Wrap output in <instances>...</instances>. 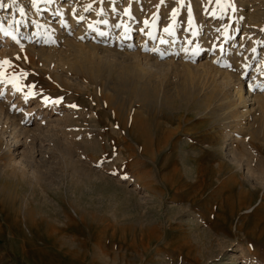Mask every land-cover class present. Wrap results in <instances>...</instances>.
<instances>
[{"label":"rangeland","instance_id":"374dc122","mask_svg":"<svg viewBox=\"0 0 264 264\" xmlns=\"http://www.w3.org/2000/svg\"><path fill=\"white\" fill-rule=\"evenodd\" d=\"M29 1L0 0V49L5 37L12 41L7 49L13 51L3 60L8 63H0V82L15 88L7 105L15 110L18 93H23L21 112L39 97L44 108L65 110L72 125L49 126L28 140L31 148L27 147L25 158L34 159V177L17 155L19 150L13 154L7 134L0 135V264H228L233 251L242 254L236 264H264V189L236 177L225 155L228 92L217 84L213 72L200 74L179 67L146 86L130 76H118L115 67L109 74L108 67L94 57L91 64L100 73L96 78L83 70H60L56 61L80 66L90 58L58 42L50 50L37 51L36 40L53 42L44 31V15L48 13L47 18L56 23L59 12L53 9L55 0L49 5L45 0H31L36 11L31 17L32 12L24 8ZM155 1L162 9L163 0ZM214 1L221 11L229 7L228 0ZM260 2L253 6L257 10L243 5L241 9L261 15L264 0ZM167 7L163 9L173 13ZM113 11L108 21L115 28L122 22L120 15L127 13ZM234 11L224 32L226 13L213 26L222 36L219 44L199 45L186 54L203 61L219 46L214 61L227 69L231 63L224 56L229 46L239 45L245 18ZM99 12L94 21L101 25ZM126 18L129 22L136 17L128 12ZM26 23L28 34L21 33ZM59 23L66 31L64 21ZM251 25L258 34L251 55L257 58L264 49V27L257 22ZM194 27L192 36H200L202 27ZM71 33L66 32L67 37ZM97 33L110 37L108 31L98 29ZM149 35L158 37L156 24ZM135 36L132 32L131 40ZM245 39L242 51L250 42ZM258 62L245 64L242 79H249L253 63ZM76 77L85 84L75 87ZM0 99H5L4 89ZM202 102L209 106L203 108ZM262 115L250 113L245 120L253 125L250 133L238 136L251 142L255 157L264 160ZM188 161L201 174L194 182L185 175ZM3 162H9L8 166L3 167ZM20 168L26 177H21ZM217 238L227 245L210 257Z\"/></svg>","mask_w":264,"mask_h":264},{"label":"bare ground","instance_id":"6f19581e","mask_svg":"<svg viewBox=\"0 0 264 264\" xmlns=\"http://www.w3.org/2000/svg\"><path fill=\"white\" fill-rule=\"evenodd\" d=\"M52 1L53 0H45V4L49 5ZM55 1L56 4L53 5V9L59 12L58 19L55 21L56 23L47 18L49 16L48 13L44 15L46 18L42 21L45 33L46 31L48 32V36L53 40V42L47 45L46 41L44 40H36L34 42V48L40 52L46 49L50 50L58 42V44L60 43L61 45L67 44L73 50L83 54L84 59L90 58L88 63L84 64V62H79L80 66L76 63L71 64L72 61L71 63L68 62V65H65L66 62L60 63L61 61H56V65L60 68V70H83L85 73L96 78L98 75H100V73L95 72V67H93L94 65L91 64V58L93 59L94 57L101 60L102 66L108 67L109 74H112V71H114L113 68L115 67L118 76H130L136 80L137 83L140 82V80L143 81L146 86H149L151 82H156V80H159L161 75L167 76V74L176 71L179 67L191 69L192 72L194 71L199 73L200 71V74H206L209 73V71L213 72L217 84H219L221 88H225V90L228 92V96H226L228 99L226 104L228 103V106L226 108L228 110L227 113H229L227 124L229 127L225 133L228 137V142L224 148L225 155L227 156L231 166L236 170V177H243L244 179L246 178L254 187L264 189V160H261L259 157H255L251 142L238 136L239 133L243 131L250 133L248 131L251 130L253 125L251 126V122L249 123L248 121H245L248 120L250 113H252V115L255 117L260 114L263 116L262 114H264V78L262 77L264 71V49H262L260 56H257V58L252 57L251 55L254 54L253 46L257 40L256 36L258 37L257 32L253 30V26L251 24H255V22H257V24L264 27V18H261V15H264V12H261L260 15L257 14L259 11H255L257 15H253L251 12H244L241 9V6L243 5L251 10L258 0H234L235 2H233V0H228L229 7L224 11H221L220 7L215 6L216 3H214V0H185L183 4L180 3L181 1L178 2V0H163L160 2L162 3V9L158 8L156 4L159 2H156L155 0H136V2L133 1V4L130 5L129 0ZM28 4L29 6L25 5L24 8H28V11L32 12L30 15L32 17L33 13L36 12L35 6L31 0ZM90 6H92L93 9L89 12L87 9ZM166 6H168L167 9H172V14L167 13L164 10ZM214 6L218 9L215 10ZM258 6L262 8L260 4ZM113 7L126 12L127 14L128 12H132L136 18H131V20H128L129 22H127V14H125L124 17L120 15L119 18L122 20V25H120V23L118 27L116 26L114 28V24H109L108 21L112 12L114 13ZM233 9H235L234 12L236 14L242 13L245 18L243 19V29L241 30L240 40L238 41L239 45L235 48H231V46H229L228 53L224 56V60L231 63L227 69H222L221 64L217 65V63L214 61V56L218 52L219 46L216 47L217 51L213 52L211 57L206 56L203 61L195 60V55L186 54V52H189L188 49H195L199 45L209 47L213 44H219L220 38H222V36L216 34V32L213 30V26L218 25L217 23H219V17H221L220 14L222 12L226 13V21L228 22L222 26L221 30V32H224L227 26L229 27V19L233 15ZM98 10L101 11V13L99 12V21L101 25L94 21V19L97 17ZM260 18L262 21L259 20ZM29 19L32 20V18ZM133 19L135 21H133ZM31 20L29 21L31 32L32 30L36 31ZM61 20L64 21L66 25L64 27L66 31L61 30L58 25ZM236 22L237 21H235L233 27L236 26ZM153 24H156L158 31V37L155 39L150 35L148 37L146 36V33H150L151 26ZM195 25H198L199 28L202 27L201 29L203 30V33L198 37L192 36V31L194 30ZM27 26L28 23L25 24L24 28H22L21 33L28 34V32H30V30L28 31L26 29ZM98 29L102 30L104 33L108 31L110 37L102 38V35H97ZM251 30H253V32L250 34L249 32ZM173 31L177 32L173 33ZM66 32H72V37H67ZM132 32H136L134 40H131L130 37ZM32 35H34V31L32 32ZM244 37H246L245 40H250V42L247 47L244 46L245 51H242L243 45H246L243 41ZM2 38L4 39H2L3 44L2 49H0V63L4 60V58L7 57V55L13 52L12 50L7 49L8 46L11 45L10 43L12 41L9 38ZM262 39L264 40V36ZM252 60H258L259 62L256 64L253 63L254 66L251 69L249 79L245 81L242 79L243 71L245 69L244 67L247 62ZM125 69L129 70L124 72ZM185 69H183V71ZM1 82L0 90L2 91V89H4L5 99H0V135L3 133L7 134L6 136L8 137L7 140L10 141V146L14 147L13 154L19 150L17 152L19 154H16L21 156L22 159L20 160H23L25 166L28 167V171L32 177H34V159L32 162H30L27 158H25V155L28 152L27 147L31 148V146H29L27 143L28 140H32V138H36L37 136L41 135V131L43 132V129L49 126L57 125L58 127V125H60L59 123H64V126H71L72 122L70 120V116L68 113L64 112L65 110L60 111L62 112L60 113L57 107H52L50 110L44 108V101L39 99V97L33 99L34 103L31 107H27L26 109L22 108L21 112H19L20 105H23V93L20 92L18 93L19 98L16 99V102H14L17 105L16 109L11 111L10 107L7 105V99H9V97H13L15 88L10 84V86L8 85L6 88V85ZM72 82L75 87H80L85 84L82 83L77 77L74 78ZM153 98L154 97H152V100ZM155 99L153 102H156ZM165 101L164 103L167 102ZM202 104L203 108L209 106L208 102H202ZM238 107H241V110H238ZM56 113L58 116H56ZM254 116L252 118H254ZM33 117H35V122L32 120ZM2 124L4 126H2ZM93 125H96V123ZM111 128L112 130H115L112 125ZM69 130L72 133V129L69 128ZM247 133L246 135H248ZM59 142H61V140ZM238 145H240V150L236 148ZM11 158L9 159L10 161ZM36 161L39 162L40 158ZM8 163L3 162L2 166L7 167ZM18 163L19 160L17 164ZM185 164L187 168V171L185 172L186 177L191 179L193 182L196 181L201 175L199 171H197L196 165L191 161H188V163ZM219 166L220 164H218V167ZM20 171L21 175H23L21 177H26L27 174L22 168H20ZM32 177L31 179L29 178L31 182ZM236 177L235 183L238 181V178ZM128 193L133 194L132 192ZM137 198L142 202L141 197L137 196ZM188 209H190V206L187 207V210ZM203 230L205 231L204 228ZM216 241L217 243H215L214 247L215 250L211 252L210 257L216 256L218 251L227 245V242L223 239H218ZM229 256L228 264H236L237 259H239L240 256L242 257V254L233 251ZM217 264L222 263L218 262ZM253 264H255V262H253Z\"/></svg>","mask_w":264,"mask_h":264},{"label":"snow or ice","instance_id":"6c2138e0","mask_svg":"<svg viewBox=\"0 0 264 264\" xmlns=\"http://www.w3.org/2000/svg\"><path fill=\"white\" fill-rule=\"evenodd\" d=\"M3 63H5V64H6V63H8V61H3Z\"/></svg>","mask_w":264,"mask_h":264}]
</instances>
